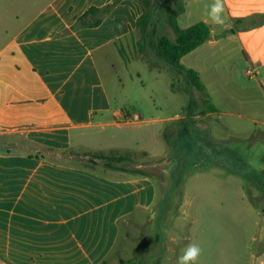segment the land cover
Here are the masks:
<instances>
[{
  "label": "rangeland",
  "instance_id": "rangeland-1",
  "mask_svg": "<svg viewBox=\"0 0 264 264\" xmlns=\"http://www.w3.org/2000/svg\"><path fill=\"white\" fill-rule=\"evenodd\" d=\"M118 1L106 6L107 10ZM175 1L169 0L165 10H160L159 3L154 2L150 40L156 41L161 36L175 40L166 20V13L174 9ZM178 1L188 5L187 13L182 16L183 28L207 16V8L213 2ZM131 8L135 22L144 9L142 0H135ZM87 17L82 20L85 22ZM135 30L118 39L117 44L109 42L92 53L88 59L91 72L86 90H73L66 92L68 95L64 98L60 96L71 119L92 126L59 132L60 139L54 134L32 135L0 129V213L17 212L20 199H28L31 210L45 215L55 212L46 203L49 201L64 206L65 211L78 212V207L106 197L96 194L91 199L87 194L76 192V188L74 192H66L62 187L70 184L66 182L68 170L79 177L76 182L79 186L86 184L81 179L83 173L124 184L132 174L114 171L103 161L92 163L86 153L112 148L135 150L130 160L119 166L130 170L139 167L152 174L148 178L141 177V181L145 179L147 188L157 190L156 197L154 203L135 205L132 210L125 206L118 226L120 236L103 264H174L185 232L194 231L195 225H191L189 219L203 214L205 220L208 214L220 211L214 196L222 194L221 188L207 187V203H194L198 194L195 193L196 181L200 183L204 177L205 184L210 186L212 181L218 180L217 175L208 170L211 166L235 165L238 168L234 172L235 186L231 188L230 183V189L223 196L239 197L243 193V167L264 165V85L256 80L258 76L254 73L252 77L248 75L253 69L247 68L237 53L231 65L237 85L234 86L230 75L222 76L224 83L249 112L260 113L263 123L231 116L235 105L233 108L220 105L223 113L208 116V97L192 86L184 74L161 60L153 46L142 53L137 26ZM221 41L225 48L233 47L225 39ZM87 64L81 66V73ZM78 78L80 75L76 74L74 79ZM204 81L208 82L205 76ZM215 97L217 99L218 95ZM196 114L201 117L194 118ZM98 123L105 126H96ZM45 180V185L52 181L55 189L43 187ZM180 197L187 200L185 204L180 202ZM230 205L235 211L241 210V204ZM91 213L94 212L90 211L88 218ZM2 223L15 226L8 217H4ZM3 237L2 243L19 238L15 234ZM17 246L11 245L12 248ZM13 252L0 251V264H18L11 258ZM42 261V264H50V261Z\"/></svg>",
  "mask_w": 264,
  "mask_h": 264
},
{
  "label": "crops",
  "instance_id": "crops-1",
  "mask_svg": "<svg viewBox=\"0 0 264 264\" xmlns=\"http://www.w3.org/2000/svg\"><path fill=\"white\" fill-rule=\"evenodd\" d=\"M114 1L0 0V129L32 135L54 134L60 139L59 132L92 126L71 119L60 96L64 98L68 95L66 92L73 90H86L91 72L88 59L92 53L109 42L117 44L118 39L136 31V21L131 17L135 0H119L105 10ZM187 6L178 17L180 26ZM224 6L222 26L212 24L207 16L184 25L188 28L204 21L210 27L211 37L182 57L181 64L198 73L208 96V116L223 113L220 105L231 108L235 105L231 116L261 124L260 113L249 112L235 92L226 88L222 76L230 75L236 87L231 65L238 53L241 62L253 69L248 75L252 77L254 73L258 76L256 80L264 85V0H224ZM92 8L97 11L90 13ZM86 15L85 24L75 28ZM221 39L233 47L225 48ZM86 63V70L81 73V66ZM76 74L80 78L74 79ZM200 117L196 114L194 118ZM236 169L235 165H214L208 170L218 180L210 186L205 184L204 177L200 183L196 181L198 194L194 203H207V187L221 188L222 194L214 196L220 211H211L205 220L203 214L189 219L195 228L193 233L191 229L185 232L174 264L189 243L199 244L202 249L197 264H264V165L244 166L243 193L239 197L223 196L230 189V183L231 188L235 186ZM68 173L66 182L70 184L62 187L66 192H74L76 188V192L87 194L91 199L96 194L106 198L80 206L78 212L65 211L64 206L49 201L46 203L55 212L45 215L31 210L26 197L25 201L19 200L17 212L0 213V251H14L11 258L18 264H31L34 259L36 264H42L43 259L50 264H103L120 236L118 226L125 206L132 210L135 205L154 203L157 193L155 188L145 186V179L141 181V177L152 175L146 171L145 175L130 173L129 181L124 184L83 173L81 179L86 182L85 186L76 185L79 177H75L73 170ZM45 182L43 187L55 189L52 181L47 185ZM186 201L180 197V202ZM235 202L241 204L240 211L230 205ZM90 211L94 213L88 218ZM4 217L13 220L15 226H5ZM13 234L19 238L4 240L8 245L2 243L4 235ZM12 244L18 246L12 248Z\"/></svg>",
  "mask_w": 264,
  "mask_h": 264
},
{
  "label": "trees",
  "instance_id": "trees-1",
  "mask_svg": "<svg viewBox=\"0 0 264 264\" xmlns=\"http://www.w3.org/2000/svg\"><path fill=\"white\" fill-rule=\"evenodd\" d=\"M154 2L159 3L160 10H165L169 6V0H142L144 9L141 15L136 19L137 28L141 38L140 51L145 53L149 46H153L155 54L161 60L173 66L177 72L184 74L192 86L196 87L207 96L198 73L193 69L184 67L181 64V59L210 39V27L206 22L199 21L188 28H182L179 24L178 17L180 13L185 10V5L176 0L174 9L169 10L166 13V20L175 34V40L166 36H161L156 41H152L149 38L155 12ZM105 10H107V8H105ZM95 11L97 10L92 8L90 13ZM83 24H85V22L81 20L76 24L75 28H79L83 26ZM172 86L175 88L174 84ZM210 108L213 109L214 107L211 106ZM131 154L133 155L135 153L128 149L122 150L119 148H112L105 151L89 152L86 153V156L92 163H96L98 160L103 161L106 167L114 171L145 175L141 170H130L127 167L119 166L120 164L129 161Z\"/></svg>",
  "mask_w": 264,
  "mask_h": 264
},
{
  "label": "clouds",
  "instance_id": "clouds-1",
  "mask_svg": "<svg viewBox=\"0 0 264 264\" xmlns=\"http://www.w3.org/2000/svg\"><path fill=\"white\" fill-rule=\"evenodd\" d=\"M224 0H213L207 8L208 20L214 25H224ZM202 249L199 244L189 243L183 250L182 255L177 259V264H197Z\"/></svg>",
  "mask_w": 264,
  "mask_h": 264
}]
</instances>
